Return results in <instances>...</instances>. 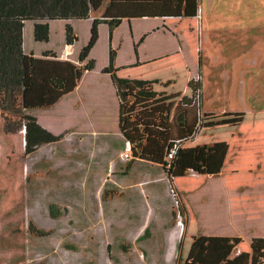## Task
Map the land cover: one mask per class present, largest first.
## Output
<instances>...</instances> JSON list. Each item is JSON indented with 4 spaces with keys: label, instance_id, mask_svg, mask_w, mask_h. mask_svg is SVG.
I'll use <instances>...</instances> for the list:
<instances>
[{
    "label": "rangeland",
    "instance_id": "1",
    "mask_svg": "<svg viewBox=\"0 0 264 264\" xmlns=\"http://www.w3.org/2000/svg\"><path fill=\"white\" fill-rule=\"evenodd\" d=\"M198 3L194 30L202 49L203 81L195 77L201 82L195 102L188 92L198 120L188 140L177 138L181 149L170 180L159 172L157 185L166 190L170 219L163 223L168 230L157 228L155 221V165H134L136 147L130 159H115L111 164V181L99 199L102 204L109 200V206L117 210L106 206L102 221L93 197H60L63 187L73 185L71 180H54V173L45 178L39 165L36 173L32 170L41 155L55 158L56 147L70 155V141L42 145L26 158L23 130L6 132L0 114V264H264V172L260 171L264 170V0ZM74 26L82 36L89 33L83 20ZM81 35L79 42L73 37L76 46ZM63 39L60 20L52 22L48 42L35 41L33 22H24L26 112L37 115L58 134L65 128L64 119L56 107L59 95L51 92L47 78L69 76L76 59L74 51L69 59L61 56ZM45 51L50 57L42 55ZM173 90L178 93L179 84ZM204 110L262 112L253 126L243 123L248 128L241 126L238 131L241 155L249 153L261 160L241 166L239 175L222 181L219 158L223 150L217 149L215 123L199 122ZM190 127L187 120L180 132ZM147 152L152 161L155 152L160 155L155 144ZM165 153L166 149L163 160ZM254 169L258 171L251 182L246 172ZM239 183L240 187L251 183L252 188L235 192L231 186ZM255 185H261L260 190ZM171 190L182 209V226L172 214ZM160 204H165L162 199Z\"/></svg>",
    "mask_w": 264,
    "mask_h": 264
},
{
    "label": "crops",
    "instance_id": "2",
    "mask_svg": "<svg viewBox=\"0 0 264 264\" xmlns=\"http://www.w3.org/2000/svg\"><path fill=\"white\" fill-rule=\"evenodd\" d=\"M77 21L80 20L61 21V31H64L61 56L64 59H69L70 52L73 51L76 55L70 75L59 78L64 81L63 89L56 90L49 84L51 78L57 77L47 78L48 84L52 87L51 92L59 95L56 98V107L64 119L65 128H62L63 132L60 133L64 136L57 144L70 141V155H67L64 148L56 147L55 158L41 155L33 166L30 162L32 170L36 173L38 171L36 167L39 165V173L45 178H48V173L50 175L54 173V179L58 181L71 180L73 185L71 188H62L60 197H93L96 211L104 221L102 217L106 206H108L107 209H117L109 206V200L102 204L99 199L100 193L104 181H111V164L115 159H119L118 155L123 151L125 142L128 140L134 143L138 149L132 158L134 165H155V221L158 225L157 228L167 231L168 227L163 223L170 219V210L166 203V190L161 184L159 185L162 189H157V185L160 181L159 172H162L163 154L168 142L177 138L188 140L195 132L198 120L194 106L182 103L183 97L189 99L188 82L197 76H200L203 81L204 61L202 49L198 46L197 30H194L196 20L193 17L185 16L125 18L122 19L118 27L111 31L106 24L100 23L98 39L87 57L95 62L91 70H82L81 67L85 61L79 62L78 54L89 40L92 17L83 20L89 30L88 34H83L84 36L74 26ZM52 22H49V38ZM66 24L72 27L75 42H79L81 35V41L77 46L74 44V40L71 45L65 43ZM110 47L115 52V75L120 79L146 81L148 83L141 89L156 92L158 95L155 97L139 96L136 87L132 83H128L126 99L120 105L110 75L102 72V69L108 65ZM176 84L180 86L178 93L173 90ZM24 107L26 111L28 106L25 95ZM179 113H183V126L177 122ZM243 113L204 110L199 118V122L204 119L207 123H215V141L219 146L217 149L223 150L219 158V165H221L219 174L222 181H225L226 177L233 178L239 175L242 172L240 171L241 166L261 160L253 154L241 155L238 146L240 139L238 131L243 123L249 127L253 126L255 117L262 116L259 114L262 112L255 115ZM32 116L36 118L41 127L58 135L56 129H51L37 115L33 114ZM187 120L190 121L191 127L187 131L180 132V129H185ZM101 144L103 147H100ZM154 144L155 148L160 150V155L155 152V161H152L147 150ZM38 149L40 148L25 154V157H33ZM133 149L134 152L135 148ZM71 155L73 160L67 159ZM54 162L57 164L52 170ZM26 167H28L26 170H29V166ZM257 171L255 169L247 170V177L251 182ZM260 171L264 172L263 169ZM250 184L240 187L239 183L237 186L232 185L231 187L235 192L239 191V188L240 190H251L252 185ZM227 186L224 184V190L229 189ZM253 187L260 190L261 185ZM80 191L83 193L80 194ZM161 199L165 203L164 205L160 204ZM77 211L79 212V210ZM162 216L166 219H163ZM159 222L162 225H159Z\"/></svg>",
    "mask_w": 264,
    "mask_h": 264
},
{
    "label": "trees",
    "instance_id": "3",
    "mask_svg": "<svg viewBox=\"0 0 264 264\" xmlns=\"http://www.w3.org/2000/svg\"><path fill=\"white\" fill-rule=\"evenodd\" d=\"M105 2L106 4H104ZM102 8L104 9L100 16H96L95 13ZM198 8V0H0V114L4 118L3 129L8 133H18L21 129L23 130L25 154L32 153L42 145L50 146L51 143L60 141L64 136L63 134L55 135L44 129L34 116L25 111L24 22H33V39L35 41L48 42L50 21L86 20L92 17L89 40L78 54V61H85L81 67L82 70H91L95 62L87 57L98 39L100 23L106 24L111 31L118 27L122 19L125 18H177L181 16L194 18ZM65 43L67 45L73 43V29L69 24L65 25ZM50 54V52L43 53L44 56ZM114 58L115 52L110 47L108 65L102 69V72L110 75L120 105L126 99L128 83H132L136 87L139 96L155 97L158 95L156 92L141 89L148 83L146 81L118 78L114 72ZM33 62V56L30 54V74L33 73ZM49 84L56 90H61L64 87V81L59 78H51ZM188 87L192 93L195 90H200V81L190 80ZM191 102V98H182V103L185 105H190ZM177 122L183 126V113L178 114ZM174 167L175 164L170 168H167L166 164H162V173L169 180ZM107 182L110 181H105L103 185H106ZM171 203L173 205V202ZM178 209L182 212L181 206ZM172 210L174 215L176 210ZM109 245L106 246L108 254V250L111 248Z\"/></svg>",
    "mask_w": 264,
    "mask_h": 264
},
{
    "label": "built area",
    "instance_id": "4",
    "mask_svg": "<svg viewBox=\"0 0 264 264\" xmlns=\"http://www.w3.org/2000/svg\"><path fill=\"white\" fill-rule=\"evenodd\" d=\"M195 19H198L199 18V8L197 9V12H196V15L194 17ZM194 80H198V79H194ZM198 94H199V90H195L193 93H192V96H193V102L196 101V99L198 98ZM135 147V144L130 142V141H126L125 142V147L123 149V151H121L118 155V158L121 160V161H126L128 159L131 158L132 156V153H133V148ZM180 149H181V141L180 140H170L167 144V147H166V153H165V156H164V161H163V164H166V167L167 168H170L173 164H176L177 162V156L180 152ZM171 177V176H170ZM171 194V200L173 202V205L175 207V210H176V217L178 218V225L182 226V216H183V213L178 209L180 204H179V201L177 199V196L176 194L173 193V191L171 190L170 192ZM181 221V222H180Z\"/></svg>",
    "mask_w": 264,
    "mask_h": 264
}]
</instances>
